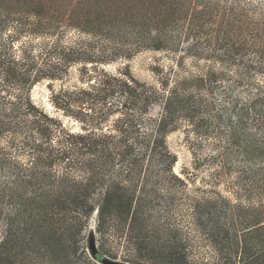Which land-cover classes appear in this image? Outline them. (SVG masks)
<instances>
[{"label": "trees", "instance_id": "1", "mask_svg": "<svg viewBox=\"0 0 264 264\" xmlns=\"http://www.w3.org/2000/svg\"><path fill=\"white\" fill-rule=\"evenodd\" d=\"M144 50L150 82L106 67ZM90 222L131 264H264V0H0V264H99Z\"/></svg>", "mask_w": 264, "mask_h": 264}, {"label": "rangeland", "instance_id": "2", "mask_svg": "<svg viewBox=\"0 0 264 264\" xmlns=\"http://www.w3.org/2000/svg\"><path fill=\"white\" fill-rule=\"evenodd\" d=\"M164 56L161 53L153 52L149 50H144L136 53L129 60H118L117 62L111 63L106 66L109 70L114 71L115 69H119L124 67L125 65L129 67L130 72L134 77L144 80V81H152L153 74L150 70L154 61L158 58H163ZM42 81L34 86L32 90L33 99L43 107H45L48 111L53 113L59 112L54 111L53 107L50 104V92L52 89H58L62 85H72L78 82V73L76 71V67H72L69 70V74L66 80L62 81ZM62 119L67 122V118L62 117ZM69 123V122H68ZM72 123V122H71ZM71 127H77V125H71ZM167 143L171 151L176 155V162L173 167V171L179 173L180 170L184 167H188L190 163V153L186 144V140L184 138L183 133L178 131H173L167 136ZM92 222H90L89 227L86 232V241L85 246L90 257L97 261L99 264H114V262L131 264L129 262L123 261L120 258V255L117 256L116 259L108 258L102 254H100L96 248V240L95 234L93 232Z\"/></svg>", "mask_w": 264, "mask_h": 264}, {"label": "water", "instance_id": "3", "mask_svg": "<svg viewBox=\"0 0 264 264\" xmlns=\"http://www.w3.org/2000/svg\"><path fill=\"white\" fill-rule=\"evenodd\" d=\"M114 264H124V263H118V262H114Z\"/></svg>", "mask_w": 264, "mask_h": 264}]
</instances>
